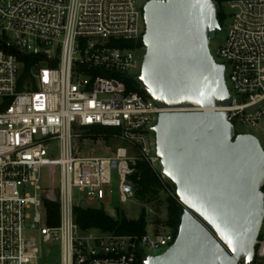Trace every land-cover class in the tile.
<instances>
[{"label":"built area","instance_id":"built-area-1","mask_svg":"<svg viewBox=\"0 0 264 264\" xmlns=\"http://www.w3.org/2000/svg\"><path fill=\"white\" fill-rule=\"evenodd\" d=\"M226 3L231 26L218 54L232 100L221 110L237 133L256 136L240 132L242 125L264 136V0ZM144 32L138 0H0V264H40L46 246L58 251V264H145L150 250L174 243L170 229L83 230L74 213V189L85 199L109 201L112 170L121 200L135 197L140 159L177 196L157 167L151 128L162 112L190 109L161 108L130 88L142 86ZM94 125L117 128L124 145L111 155H78L80 129ZM54 142L58 158L48 153ZM56 168L58 192L48 199L59 203V222L50 226L44 170L56 175ZM256 254L264 259V238Z\"/></svg>","mask_w":264,"mask_h":264},{"label":"water","instance_id":"water-1","mask_svg":"<svg viewBox=\"0 0 264 264\" xmlns=\"http://www.w3.org/2000/svg\"><path fill=\"white\" fill-rule=\"evenodd\" d=\"M215 0H149L139 80L161 108L156 152L184 207L174 243L145 264H254L264 224V148L221 110L232 96L210 48Z\"/></svg>","mask_w":264,"mask_h":264},{"label":"trees","instance_id":"trees-1","mask_svg":"<svg viewBox=\"0 0 264 264\" xmlns=\"http://www.w3.org/2000/svg\"><path fill=\"white\" fill-rule=\"evenodd\" d=\"M217 3L222 4L224 0H215ZM225 14L220 8L218 13V19L222 23L225 19ZM138 45L143 47V39H139ZM29 72L28 66L24 69V76H27ZM131 89L137 90L145 96H148L146 90L140 85H132ZM119 130L112 126H88L83 128L81 139L77 143V153L83 147L84 140L86 138H92L94 140L108 141L114 136H118ZM135 187V197L144 204L150 205L155 202L160 193L166 194V210L167 218L164 221V225L170 229L175 236H177L181 217L184 212V207L179 202L177 196L167 194L164 190L162 180L158 174L153 170L150 163L144 159H140L137 162V171L132 176ZM172 190L176 192V187L173 184ZM264 190V189H263ZM76 222L80 228L87 230L90 228H100L105 231H111L118 234H144L147 229L148 220L145 208L141 211L140 215L136 219L127 218L124 214H118L116 218L106 213L103 208L96 207H84L81 205L75 206L74 209ZM44 218L45 222L50 226H55L59 222V203L54 200L44 199ZM160 221V220H159ZM262 235L260 234L259 238ZM254 264H260L258 261V255L256 254Z\"/></svg>","mask_w":264,"mask_h":264},{"label":"rangeland","instance_id":"rangeland-1","mask_svg":"<svg viewBox=\"0 0 264 264\" xmlns=\"http://www.w3.org/2000/svg\"><path fill=\"white\" fill-rule=\"evenodd\" d=\"M149 0H138V4L143 8V5ZM221 8L224 11L226 17L224 21L221 23V30L213 35L211 42H210V48L211 53L214 57V59L220 63L222 62V59L220 55L218 54V50L220 47L224 44L225 39L227 37L228 31L231 26V18L229 16V7L226 3V0H224L221 4ZM145 54V52H144ZM237 129L240 132H252L254 133L260 140L263 148H264V136L259 134L256 130L248 127V126H238ZM81 132H83V129H80ZM82 136L78 138V140L81 139ZM77 140V143L79 141ZM85 145L80 149L78 152V155L84 156V155H90V156H106L111 155L112 151L119 145H124V141H122L118 136H114L108 141L104 140H94L92 138H86L84 140ZM48 153L53 156V158L59 157V148L58 143L54 142L51 144L48 148ZM158 169H162V165L159 162L157 164ZM58 168L55 169L56 175H54L49 170H44V184H45V196L48 199L49 196H51V192L56 194L58 191ZM110 187V198L109 201L106 203H103L99 200H88L85 199V194L82 192H79L78 189H74V197L76 201L79 203V205L84 207H96V208H103L107 214L113 216L116 218L118 214H124L127 218L130 219H136L139 217L141 211L143 208H145L148 225L147 229L148 231H153L154 229H159L161 231H167L168 228L164 225V221L167 218V210H166V194L160 193L158 198L153 202V204L145 205L143 202L139 201L136 197L127 199L126 201L121 200V193L119 191V176L117 174L116 170H112L111 172V182L109 184ZM160 220V221H159ZM37 231H33V235H38ZM261 235L262 237L259 239L264 238V224L261 229ZM167 248L162 249H154L150 250V254L157 255L161 252L165 251ZM55 253V254H54ZM41 263L40 264H58V251L50 250L49 247H43L40 254ZM260 264H264V259L259 260Z\"/></svg>","mask_w":264,"mask_h":264}]
</instances>
